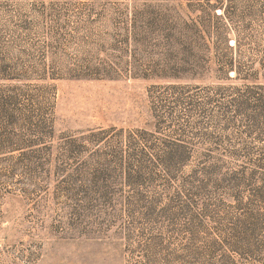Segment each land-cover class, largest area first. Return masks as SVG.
<instances>
[{
	"label": "rangeland",
	"instance_id": "1",
	"mask_svg": "<svg viewBox=\"0 0 264 264\" xmlns=\"http://www.w3.org/2000/svg\"><path fill=\"white\" fill-rule=\"evenodd\" d=\"M230 26L242 32L240 50L215 35ZM197 28L210 36L197 38ZM166 29L174 30L171 37ZM0 37L13 45V56L24 50L47 63L55 76L47 83L56 92L50 170L18 165L9 177L15 160L0 163V264H232L225 248L213 253L211 243L221 240L217 230L228 223L216 216L234 212L233 173L242 175V162L227 154L247 135L242 126L224 129L223 113L206 101L216 95L214 85L252 84L254 72L264 84V0H0ZM227 37L232 46L234 35ZM237 51L242 76L250 80H235L224 66ZM94 55L111 56L130 71L114 78L68 73L80 58ZM170 84L188 87L172 91L165 88ZM231 93L215 98L224 103ZM179 97L184 103L177 104ZM192 100L200 106L187 104ZM157 116L166 121L158 132ZM147 139L157 145L181 139L193 157L172 171L152 168L142 184L127 179L121 167L107 182L95 176L105 160L123 155L132 162L128 156ZM75 140L82 153L69 158ZM207 151L222 165L205 177L197 172L199 155ZM56 167L64 172L57 174ZM195 175L206 178L212 193L206 230L194 211H180L195 198ZM245 176L244 195L250 196L262 175L251 178L249 168ZM105 186L119 190L111 201L98 194L88 201L83 193ZM134 188L163 196L155 214L148 215L150 203L131 198ZM171 200L176 216L162 212ZM251 244L233 256L237 264H264V228Z\"/></svg>",
	"mask_w": 264,
	"mask_h": 264
},
{
	"label": "trees",
	"instance_id": "2",
	"mask_svg": "<svg viewBox=\"0 0 264 264\" xmlns=\"http://www.w3.org/2000/svg\"><path fill=\"white\" fill-rule=\"evenodd\" d=\"M221 16L226 17V10H221ZM159 30H157L158 32ZM166 37H171L174 30L166 29ZM156 32V33H157ZM195 35L199 39H204L210 36L206 29L197 28ZM234 35L233 45H229V34ZM213 35V33H212ZM217 37L224 39L229 48H238L242 39V32L238 28L229 27L215 33ZM90 44L83 43L81 48L89 46ZM17 47V46H16ZM13 45L9 41L3 40L0 37V163L4 161L15 160L16 164L9 170V177H11L18 168V165L42 168L48 170L53 165L54 160V147L50 143L54 137V117H55V103L56 92L55 88L47 83L48 79L55 76L50 74V67L47 63L35 62L26 51H19L18 54L13 56ZM99 51L103 52V46L100 45ZM62 54V53H61ZM47 59L51 58L54 53L43 54ZM240 51H237L235 57L228 60L224 66L228 71H234L235 80H250L249 76H242V67L238 64ZM57 58L55 56L53 59ZM28 59V60H27ZM58 60V59H57ZM79 63L73 67L66 68L68 73L73 76L82 77H95V78H114L127 73L128 66H125L119 60H112L111 56L98 57L96 55L83 57L79 59ZM56 61V60H55ZM252 84H244L241 86L236 85H223L218 84L215 86L216 95L223 96L225 91L232 92L230 99L222 102L216 99L215 96L208 98L206 103L211 104L213 107L219 109L224 116V129L238 128L237 126L244 127V132L247 139L242 143L239 149H232L227 154V157L241 161L238 167L242 170V175L234 178V185L236 187L235 193L229 195L234 201L232 208L234 212H227L226 215L216 216L220 221H227L228 223L218 228V236L221 240L214 239L212 241L213 248L211 252L218 248L224 249V256L226 260H231L232 264H237L233 256L240 255L243 250L252 248V241L258 232L264 228V84L258 83L259 77L257 74L251 75ZM264 79V73L262 74ZM229 80L230 78H225ZM42 82L41 84H33L30 82ZM187 85L170 84L165 86L167 89H185ZM211 88V87H208ZM212 89V88H211ZM184 103L182 97L178 98L177 104ZM192 106H200L199 100H192L187 102ZM226 104V105H224ZM231 113V116H228ZM157 132L166 121L162 119L163 116H157ZM147 135V133L144 132ZM150 136H152L150 134ZM144 137V136H141ZM136 141L137 137L132 136ZM104 141V140H102ZM146 144L140 149H135L129 160L126 162L125 156L117 157V161L111 159L105 160L99 167L94 170L95 176L107 180L115 176V168L121 167L126 172L127 179L131 180L135 185L142 184L145 176L154 167H162L164 170L172 171V169L185 166L188 161L193 157L190 147L181 139L162 140L161 144L157 145L150 139L145 140ZM210 141L205 139V143ZM76 145H71L68 151V157H77L82 153L81 145L77 144L76 140L73 141ZM80 145V146H79ZM157 145V146H156ZM236 145H232L234 148ZM83 146V145H82ZM123 154V153H122ZM201 162L198 164V174L208 175L214 169L221 168L220 162H211L213 160L221 161L217 156L209 151L200 153ZM246 161V162H245ZM126 162V163H125ZM38 163V164H36ZM116 165V167H115ZM126 167V170H125ZM251 169V178H256V174L262 175V185L254 190L250 196L244 195V188L248 187V179L245 172ZM47 171V170H46ZM54 172L57 174L64 172V168L56 167ZM147 173V174H146ZM195 180L198 182L195 198L189 205L182 206L181 213L192 212L197 218H200V229L206 230V220L211 218V195L208 190V183L206 178L204 180L198 175H195ZM249 191V189H247ZM119 190H114L110 186L96 189H85L83 193L88 201L103 197L104 200H110L111 197L117 195ZM209 195V196H207ZM224 196V195H223ZM131 198L145 203H150L147 206L149 216L155 214L158 206L163 200V196L154 195L147 197L141 188H134V195ZM178 198H182L181 193H178ZM210 198V199H209ZM171 203L166 204L162 209L163 213L169 215H178L180 213L174 212V205ZM176 202V201H175ZM225 203V200H221ZM225 205V204H223ZM229 207L228 205H225ZM173 211V212H172ZM234 213L230 218L228 214ZM232 221V222H231Z\"/></svg>",
	"mask_w": 264,
	"mask_h": 264
}]
</instances>
